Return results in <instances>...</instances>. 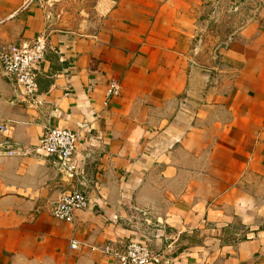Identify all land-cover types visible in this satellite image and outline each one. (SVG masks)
<instances>
[{"label": "crops", "instance_id": "1", "mask_svg": "<svg viewBox=\"0 0 264 264\" xmlns=\"http://www.w3.org/2000/svg\"><path fill=\"white\" fill-rule=\"evenodd\" d=\"M40 36L33 108L0 66V142L67 129L79 175L0 156V264H120L100 249L130 241L264 264V0H0V51ZM74 182L88 206L59 221Z\"/></svg>", "mask_w": 264, "mask_h": 264}, {"label": "built area", "instance_id": "2", "mask_svg": "<svg viewBox=\"0 0 264 264\" xmlns=\"http://www.w3.org/2000/svg\"><path fill=\"white\" fill-rule=\"evenodd\" d=\"M34 0H22L24 5ZM43 1V0H39ZM47 51V42L44 36L36 38L32 42H22L19 45H11L0 51V66L2 75L12 81L17 88L15 104L23 108H33L36 100V71L44 61ZM117 87L111 86L108 95H115ZM9 128L1 124L0 135L8 138ZM77 135L67 129L46 127L38 141L30 151L20 150L18 144L10 139L0 142V156L35 155L50 157L56 163L63 177L70 182L77 180L78 171L72 163L75 152ZM77 183L70 192L64 193L54 205L51 215L53 218L72 222L75 212L87 208L88 200L79 191ZM75 248L74 242L70 244ZM96 249V248H95ZM101 252L116 260L120 264H170L169 258L162 252H154L146 244L139 241H130L123 248H113L105 245Z\"/></svg>", "mask_w": 264, "mask_h": 264}]
</instances>
